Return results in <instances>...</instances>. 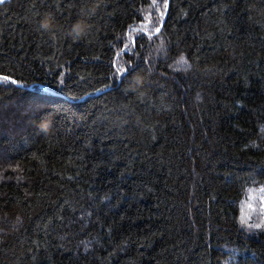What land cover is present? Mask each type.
<instances>
[{"label":"trees","instance_id":"obj_1","mask_svg":"<svg viewBox=\"0 0 264 264\" xmlns=\"http://www.w3.org/2000/svg\"><path fill=\"white\" fill-rule=\"evenodd\" d=\"M167 1L0 3V264H264V0Z\"/></svg>","mask_w":264,"mask_h":264},{"label":"rangeland","instance_id":"obj_2","mask_svg":"<svg viewBox=\"0 0 264 264\" xmlns=\"http://www.w3.org/2000/svg\"><path fill=\"white\" fill-rule=\"evenodd\" d=\"M241 224L247 231L264 230V189L247 192L241 205Z\"/></svg>","mask_w":264,"mask_h":264},{"label":"snow or ice","instance_id":"obj_3","mask_svg":"<svg viewBox=\"0 0 264 264\" xmlns=\"http://www.w3.org/2000/svg\"><path fill=\"white\" fill-rule=\"evenodd\" d=\"M3 2H4V0H0V3H3ZM165 6L167 7V5H165ZM156 31L159 32L160 29L157 28ZM133 43H134V44H138L139 42L134 40ZM129 74H130V71H129V72H125V73H124V77H122V79H123V78H126ZM3 79H4L6 82L9 80V78H8L7 76L3 77ZM11 83H12V84H15L16 81H15V80H11ZM44 127L46 128L47 125H45ZM258 227H259V226H258Z\"/></svg>","mask_w":264,"mask_h":264},{"label":"water","instance_id":"obj_4","mask_svg":"<svg viewBox=\"0 0 264 264\" xmlns=\"http://www.w3.org/2000/svg\"><path fill=\"white\" fill-rule=\"evenodd\" d=\"M168 8H169V0L167 1V7H166V10H165V15H164V18H163V21H162V23H161V25L159 26V29H160V31L159 32H155L154 33V35H157V34H159L160 32H161V30H162V28H163V25H164V23H165V20H166V17H167V14H168ZM29 90L31 89V88H28ZM42 90H44V91H46V88H41Z\"/></svg>","mask_w":264,"mask_h":264},{"label":"clouds","instance_id":"obj_5","mask_svg":"<svg viewBox=\"0 0 264 264\" xmlns=\"http://www.w3.org/2000/svg\"><path fill=\"white\" fill-rule=\"evenodd\" d=\"M42 27L45 28V29H47L49 27V24L47 22H43L42 23Z\"/></svg>","mask_w":264,"mask_h":264}]
</instances>
